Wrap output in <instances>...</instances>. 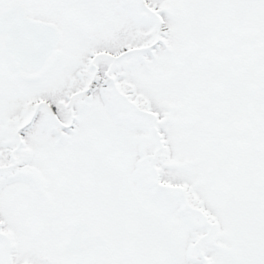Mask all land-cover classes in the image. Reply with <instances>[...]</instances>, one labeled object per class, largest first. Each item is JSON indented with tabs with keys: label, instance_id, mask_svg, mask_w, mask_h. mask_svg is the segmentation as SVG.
Listing matches in <instances>:
<instances>
[{
	"label": "snow or ice",
	"instance_id": "snow-or-ice-1",
	"mask_svg": "<svg viewBox=\"0 0 264 264\" xmlns=\"http://www.w3.org/2000/svg\"><path fill=\"white\" fill-rule=\"evenodd\" d=\"M0 264H264V0H0Z\"/></svg>",
	"mask_w": 264,
	"mask_h": 264
}]
</instances>
